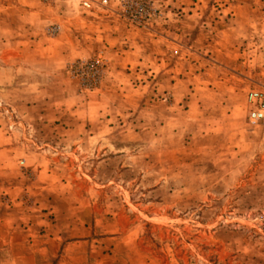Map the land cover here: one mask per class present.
I'll return each mask as SVG.
<instances>
[{
	"label": "rangeland",
	"instance_id": "rangeland-1",
	"mask_svg": "<svg viewBox=\"0 0 264 264\" xmlns=\"http://www.w3.org/2000/svg\"><path fill=\"white\" fill-rule=\"evenodd\" d=\"M95 2L156 34L155 57L113 68L104 46L67 63L80 91H107L80 122L106 137H48L39 122L26 137L0 90V147L26 142L52 175L36 182L19 163L44 208L0 264H264V126L249 120L250 92H264V0ZM46 241L54 253L28 246Z\"/></svg>",
	"mask_w": 264,
	"mask_h": 264
},
{
	"label": "crops",
	"instance_id": "crops-1",
	"mask_svg": "<svg viewBox=\"0 0 264 264\" xmlns=\"http://www.w3.org/2000/svg\"><path fill=\"white\" fill-rule=\"evenodd\" d=\"M95 1L63 0L61 5H36L26 0H9L0 4V90H6L8 99L2 100L17 113L26 137L30 136L29 126L33 122H39L48 137H106L109 131L85 128L80 122L86 121V113L99 114L100 108L89 107L105 105L107 91H80L77 82L66 75L67 63L92 56L104 46L114 60L113 68L116 65L127 68L155 57L156 51L147 50L145 42L150 37L154 39L156 34L134 29L124 21L104 15ZM165 2L171 8V0ZM192 11L185 19L194 21L196 11ZM51 23L59 26L54 36L47 32ZM32 131H37L36 126ZM45 145L55 148L53 143ZM26 148L30 149L31 145L12 141L0 147V248L21 245L15 240L24 238L22 234L27 229L22 225L30 223L32 217H40L44 208L45 195L33 188L30 190V185L25 187L27 176L19 163L31 169L36 182L52 175L41 162H32L25 156L29 152ZM4 190L6 194L2 196ZM23 194L28 198H23ZM47 243H28V246H43L47 253H54V246Z\"/></svg>",
	"mask_w": 264,
	"mask_h": 264
},
{
	"label": "built area",
	"instance_id": "built-area-1",
	"mask_svg": "<svg viewBox=\"0 0 264 264\" xmlns=\"http://www.w3.org/2000/svg\"><path fill=\"white\" fill-rule=\"evenodd\" d=\"M251 109L249 111V120L255 125L264 126V92L254 90L249 94Z\"/></svg>",
	"mask_w": 264,
	"mask_h": 264
}]
</instances>
